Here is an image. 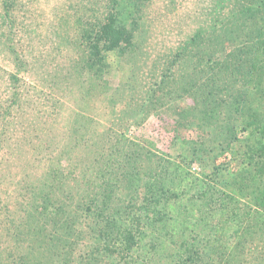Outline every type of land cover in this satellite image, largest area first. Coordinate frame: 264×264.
Here are the masks:
<instances>
[{
    "label": "trees",
    "instance_id": "16d2710c",
    "mask_svg": "<svg viewBox=\"0 0 264 264\" xmlns=\"http://www.w3.org/2000/svg\"><path fill=\"white\" fill-rule=\"evenodd\" d=\"M150 1L107 0L104 14L81 21L83 67L99 77L110 54L125 57ZM234 4L235 27L197 32L139 104L119 111L121 131L92 152L94 171L50 168L18 218L0 207V264H264V0ZM172 99L183 101L172 143L180 160L126 133ZM63 177L70 189L58 188Z\"/></svg>",
    "mask_w": 264,
    "mask_h": 264
},
{
    "label": "rangeland",
    "instance_id": "374dc122",
    "mask_svg": "<svg viewBox=\"0 0 264 264\" xmlns=\"http://www.w3.org/2000/svg\"><path fill=\"white\" fill-rule=\"evenodd\" d=\"M217 1L151 0L138 14L133 48L123 58L110 54L111 67L95 77L83 67L81 21L104 14L107 0H11L8 7L0 0V207L7 206L10 219L18 218L30 187L50 168L66 174L70 165L77 173L89 165L85 172L94 171L99 149L120 129L113 128L119 111L139 104L180 46L197 32L210 35L221 22L236 26L234 0ZM182 105L172 99L129 126L128 138L179 159L172 143H179L173 130ZM176 133L190 138L180 127ZM186 168L202 173L196 163ZM60 179L58 188L70 189V178ZM5 212L0 208L3 226Z\"/></svg>",
    "mask_w": 264,
    "mask_h": 264
}]
</instances>
